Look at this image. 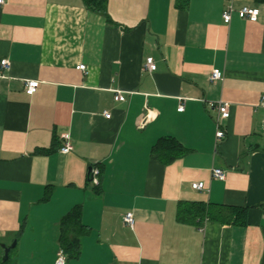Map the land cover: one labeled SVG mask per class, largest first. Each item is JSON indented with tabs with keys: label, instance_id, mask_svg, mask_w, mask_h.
<instances>
[{
	"label": "crops",
	"instance_id": "1",
	"mask_svg": "<svg viewBox=\"0 0 264 264\" xmlns=\"http://www.w3.org/2000/svg\"><path fill=\"white\" fill-rule=\"evenodd\" d=\"M244 7L259 10L256 22L239 17ZM105 10L0 6V264H54L76 206L86 233L67 264H264V2L108 0ZM214 69L223 79L212 83ZM27 81L40 83L32 96ZM219 101L230 110L221 142ZM66 133L73 150L62 154ZM163 138L184 149L169 164L152 157ZM198 205L206 214L179 219ZM230 209L246 210L245 224L228 223Z\"/></svg>",
	"mask_w": 264,
	"mask_h": 264
},
{
	"label": "built area",
	"instance_id": "2",
	"mask_svg": "<svg viewBox=\"0 0 264 264\" xmlns=\"http://www.w3.org/2000/svg\"><path fill=\"white\" fill-rule=\"evenodd\" d=\"M5 4V0H0V6ZM234 12V8L232 5V1L230 2L228 8L223 13V20L226 24H230L232 20V15ZM259 10L255 8L250 7H244L241 10L238 11L239 17L241 19H247L252 22H256L259 17ZM1 67L2 68H9V62L7 60L1 61ZM146 68L150 72H155L157 70V64L155 63L153 58H148L146 61ZM79 70L85 71L86 67L83 65H80L78 67ZM223 79V73L222 71L218 69H214L211 72L210 75V81L212 83L218 82ZM40 86V83L38 81H27L25 83V91L28 95L32 96L36 93ZM116 101H124L125 97L121 93H117L115 96ZM261 106L264 107V97L262 98ZM210 107L215 109L217 111V117H216V140L217 142H221L226 138V132L221 128V122L223 120H226L230 117V110H229V104L226 102L219 101L217 103H210ZM179 112L184 111V105L180 104L178 107ZM105 118L110 119L111 114L108 112L104 113ZM62 139L64 140V144L61 147L60 151L62 154H68L73 150L72 142L70 135L68 133L62 135ZM100 168L99 167H93L90 171V179L91 182L94 185H99L100 180ZM213 177L217 180L224 181L226 179V172L221 169H214L213 170ZM192 187L194 190L202 191L205 189V184L202 182H195L192 184ZM123 223L127 227H130L134 229L135 227V218L133 213L129 212L126 213L123 217ZM68 257L63 249H60L57 253V257L54 264H67Z\"/></svg>",
	"mask_w": 264,
	"mask_h": 264
},
{
	"label": "trees",
	"instance_id": "3",
	"mask_svg": "<svg viewBox=\"0 0 264 264\" xmlns=\"http://www.w3.org/2000/svg\"><path fill=\"white\" fill-rule=\"evenodd\" d=\"M263 1L264 0H260ZM86 7L96 13L99 14H106V5L108 0H84ZM176 152L184 153L183 147L176 143L174 140L169 138H163L158 141V143L154 146L152 151V157L163 164H169L178 156ZM100 176H103V170L100 168ZM196 206V205H193ZM199 209L191 210L189 208H182L179 213V219L181 218L186 219L192 216L195 217H202L206 214L205 206L198 205ZM232 211L231 219L228 223H241L239 221L243 214H245L246 210H237V209H230ZM236 213V214H234ZM245 224V220L243 223ZM85 227L81 223V207L76 206L74 207L70 213H68L61 222V237L60 242L61 246L67 257H76L80 253V236L84 235Z\"/></svg>",
	"mask_w": 264,
	"mask_h": 264
},
{
	"label": "water",
	"instance_id": "4",
	"mask_svg": "<svg viewBox=\"0 0 264 264\" xmlns=\"http://www.w3.org/2000/svg\"><path fill=\"white\" fill-rule=\"evenodd\" d=\"M92 170V168L90 169V171ZM16 245V242L11 246V247H6V246H2L4 251H5V256H4V260H6L8 258L9 252L12 248H14V246Z\"/></svg>",
	"mask_w": 264,
	"mask_h": 264
}]
</instances>
